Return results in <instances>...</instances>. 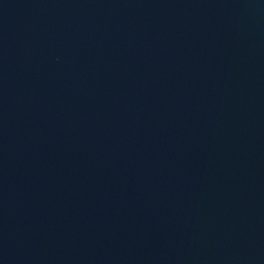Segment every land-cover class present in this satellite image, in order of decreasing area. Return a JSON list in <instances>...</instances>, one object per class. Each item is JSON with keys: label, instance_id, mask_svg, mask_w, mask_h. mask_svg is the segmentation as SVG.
Masks as SVG:
<instances>
[{"label": "water", "instance_id": "95a60500", "mask_svg": "<svg viewBox=\"0 0 264 264\" xmlns=\"http://www.w3.org/2000/svg\"><path fill=\"white\" fill-rule=\"evenodd\" d=\"M0 264H264V0H0Z\"/></svg>", "mask_w": 264, "mask_h": 264}]
</instances>
